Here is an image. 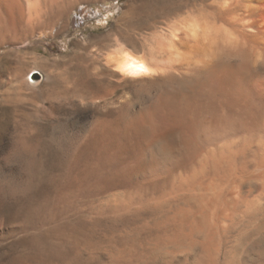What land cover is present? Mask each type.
I'll use <instances>...</instances> for the list:
<instances>
[{
    "label": "rangeland",
    "instance_id": "1",
    "mask_svg": "<svg viewBox=\"0 0 264 264\" xmlns=\"http://www.w3.org/2000/svg\"><path fill=\"white\" fill-rule=\"evenodd\" d=\"M16 1L15 27L0 23V264H264V128L209 131L212 116L236 129L251 112L215 104L208 74L130 78L106 63L117 42L143 54L172 0ZM81 4L98 17L73 31ZM153 163L165 176H143ZM237 189L242 201L224 196Z\"/></svg>",
    "mask_w": 264,
    "mask_h": 264
},
{
    "label": "bare ground",
    "instance_id": "2",
    "mask_svg": "<svg viewBox=\"0 0 264 264\" xmlns=\"http://www.w3.org/2000/svg\"><path fill=\"white\" fill-rule=\"evenodd\" d=\"M15 1L16 0H14L13 2L12 0L10 1L0 0V6L4 7L6 10L5 15H3L4 11L1 10L3 14L1 13L2 15L0 17V23H2L1 20L2 19L4 20L5 18L8 27L9 25L11 27H15L16 24L15 19L17 18V16L13 12V9L17 7V5L15 4L17 1L16 2ZM27 1L31 3L33 2V0H27ZM180 1L181 0H172L174 6L170 7L171 13L169 14L164 13L167 16V18L165 17L166 19L164 22L165 25L163 32L157 34L155 37L149 38L146 41V44L144 46L145 50H143L144 51L143 54L136 53L132 50L126 49L121 45L120 42H117L116 46L106 55L105 58L106 63H108L114 70L119 72L122 76L130 77V78L157 75L163 78L183 80V79H189L192 75L199 73L208 74V84H209L208 93L211 99H213V102H215L214 100H216L218 95L221 94L222 96H224V98L225 97L227 98V101L229 100V104L231 107L236 108L237 114L245 113V110L251 112V114L249 113V116H247L246 122L244 119L245 116L242 117L243 122L245 123L241 125L242 123L241 122L240 126L238 127L237 125L236 129L235 126L230 124V122L228 123L225 120L220 121L217 119V117L212 116L213 117V118L211 117L212 120L209 118L210 122L207 123L208 129H210L209 131H214L217 125L219 124L221 125V127L223 126V129L227 128L237 131L239 128H242L244 126L247 132H249V130H254L256 126H262L264 128V0H221L219 1V5L217 7L215 6L213 10L209 12L206 7L207 5H203L202 7H200V10H202L200 15L194 14L193 10L182 12L181 7L183 6V4ZM202 1L204 2L205 0ZM78 9L79 6L73 12H75ZM15 11L17 12V9ZM5 29L6 27L4 28V30ZM100 39H101L100 37H96L93 38L91 42L100 43ZM206 80L207 79H205V81ZM97 82L98 80H91L92 86L95 87V84H97ZM167 100H169V98ZM216 103L217 101L215 102V104ZM166 106H168V104H166ZM160 107H165V106H160ZM222 107L224 108V106ZM242 109L244 110V112H240L242 111ZM215 110L216 108L214 109V112ZM185 118L183 116L178 117L176 121L181 123L182 124L181 126H185L183 125L186 122ZM189 118L187 117L188 120ZM176 121L174 120V123ZM203 125L205 126L206 124ZM260 137L261 136H259L258 138ZM256 141L254 142L255 144H257ZM244 150H245L244 153L246 155L247 151H249L250 149L249 147H244ZM242 158H244V156ZM213 161H214L213 164L211 163L212 168L216 170L215 160L213 159ZM225 161L227 160L225 159ZM235 162L234 164H236ZM256 162L260 165L259 169L262 167L264 171V154L260 155L256 160ZM249 163H253V162L250 161ZM248 164L246 166H248ZM230 165L232 166L233 163H231ZM235 167L236 166H234L232 169H234ZM236 168L234 169L235 171ZM228 170L230 169L228 168ZM165 172L166 171L163 163L162 164L153 163L150 169L148 170V172H146L143 176L153 179L159 176L162 178L163 176H165ZM214 176L215 175H213V177ZM215 187L214 185L212 187V191H211L212 199L215 196H217ZM237 192L238 193L240 192L239 195H241L242 193V191L240 190L238 191L237 189V190H232L230 192L228 191V193H225L224 196L228 197L229 196L228 194H231L232 198H234L233 196L236 195ZM237 197L234 199L236 201L237 200L239 201L240 198L237 199ZM240 197H243V195ZM240 201L242 200L240 199ZM227 209L228 207L226 208V210ZM198 224L195 225L193 228V231L196 233L198 231L199 232L202 231L206 223L201 221ZM209 228L210 227H208V229ZM210 238H208L209 239L207 242L208 245L205 244L206 246H204V250L207 252L212 249L211 241L213 239Z\"/></svg>",
    "mask_w": 264,
    "mask_h": 264
},
{
    "label": "built area",
    "instance_id": "3",
    "mask_svg": "<svg viewBox=\"0 0 264 264\" xmlns=\"http://www.w3.org/2000/svg\"><path fill=\"white\" fill-rule=\"evenodd\" d=\"M97 17L98 13L93 7L86 4H81L79 5L78 10L72 12L70 28L73 31H79L83 29L86 24L93 22Z\"/></svg>",
    "mask_w": 264,
    "mask_h": 264
},
{
    "label": "water",
    "instance_id": "4",
    "mask_svg": "<svg viewBox=\"0 0 264 264\" xmlns=\"http://www.w3.org/2000/svg\"><path fill=\"white\" fill-rule=\"evenodd\" d=\"M30 77L31 78H35V79H38L40 77V74L38 72L34 71V72H32L30 74Z\"/></svg>",
    "mask_w": 264,
    "mask_h": 264
}]
</instances>
